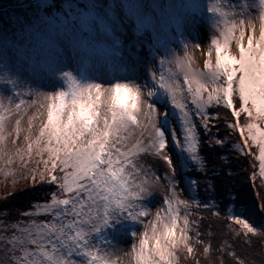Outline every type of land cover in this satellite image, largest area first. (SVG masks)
<instances>
[{
	"label": "snow or ice",
	"instance_id": "obj_1",
	"mask_svg": "<svg viewBox=\"0 0 264 264\" xmlns=\"http://www.w3.org/2000/svg\"><path fill=\"white\" fill-rule=\"evenodd\" d=\"M0 19V173L19 161L39 194L0 220V264H201L205 212L264 237V200L256 226L209 155H242L264 187V0H16Z\"/></svg>",
	"mask_w": 264,
	"mask_h": 264
},
{
	"label": "trees",
	"instance_id": "obj_2",
	"mask_svg": "<svg viewBox=\"0 0 264 264\" xmlns=\"http://www.w3.org/2000/svg\"><path fill=\"white\" fill-rule=\"evenodd\" d=\"M15 3L16 0H0V9H11V6ZM2 24L3 19H0V26ZM220 119L221 121L225 120L223 112L220 113ZM243 119L242 117V122ZM226 131L230 130L227 129L226 124H221L218 135H223ZM238 135V133H234L227 136L229 144L236 143ZM216 147L219 149V155L215 152H211L209 155L213 161V166L218 173H221L220 179L225 183L230 182L241 188L244 196L239 212L249 216L251 221L259 226L261 219L258 206L264 200V187L260 186L259 178H257L255 186L248 178L251 171V161L233 150L221 148L220 146ZM222 156L226 159H222ZM228 172H232L233 175L227 176ZM194 175L199 176L202 181L209 178L215 179L211 177V173L207 177L200 173ZM36 187H40V185ZM38 195L30 182L23 181L21 177L17 179L15 184L11 180L0 179V220L12 222L19 219L18 213L29 210L31 203L38 198ZM6 211L8 212L7 216L4 215ZM202 215L203 222L200 224V228L205 233L202 239L205 242L211 241L213 250L209 258L205 259L201 253L202 245L197 246L196 258L201 260V264H220L221 261H223V264H234L231 257L222 255L217 250L224 241H228L232 245L237 255L244 259L245 264H264V237H250L247 242L237 240L227 234L224 227L225 221L210 217L206 212ZM193 218L199 219L200 214L194 213L191 220ZM234 227L238 226L234 225ZM186 264H191V261L186 262Z\"/></svg>",
	"mask_w": 264,
	"mask_h": 264
},
{
	"label": "rangeland",
	"instance_id": "obj_3",
	"mask_svg": "<svg viewBox=\"0 0 264 264\" xmlns=\"http://www.w3.org/2000/svg\"><path fill=\"white\" fill-rule=\"evenodd\" d=\"M208 29L207 28H204L202 30V33H201V37L202 39L205 38L207 35H208ZM206 39L204 40V42L201 43V46H200V49H195L193 50V56H194V67L196 69H203L204 68V64L206 62V53H202L201 49H203L205 47V44H206ZM172 47L173 48H176L177 51L179 52L180 49H181V45H179V37H177V42L176 43H173L172 44ZM144 51L146 52L147 51V48L144 49ZM161 52H163V49H161ZM162 55L160 54H157V63L160 59H162ZM206 71V69H204ZM105 86H108L107 84ZM41 90L43 91H47L48 89L46 88H42ZM3 165H0V167H2ZM146 167H151V162H148L145 164ZM12 168L13 171H16L17 172V175L16 176H6L4 175L3 173H0V179H5V180H11V181H17V179L20 178V175H19V168H20V164H19V161H17L15 164H13L12 166H10ZM31 167V165H30ZM187 186V183H185V187ZM162 195L163 193H158L157 194V197L156 199L154 200L153 204L151 205V207L153 208V211H155L156 207L159 206V203H160V200L162 199ZM183 195V193H182ZM185 198H187L185 196ZM191 220V217L189 218ZM119 245L121 248L125 249V250H128L130 247H131V244L125 240H121L119 242ZM114 259H117L118 260V264H128V258L127 257H124L122 255L120 256H117V257H114Z\"/></svg>",
	"mask_w": 264,
	"mask_h": 264
}]
</instances>
